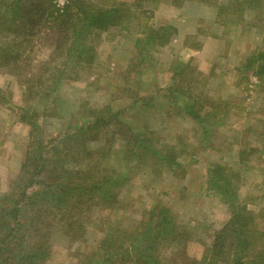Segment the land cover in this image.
Returning <instances> with one entry per match:
<instances>
[{
	"label": "rangeland",
	"instance_id": "1",
	"mask_svg": "<svg viewBox=\"0 0 264 264\" xmlns=\"http://www.w3.org/2000/svg\"><path fill=\"white\" fill-rule=\"evenodd\" d=\"M13 1L0 0V47L15 58L0 67V202L26 207L38 190L21 187L34 134L45 141L97 119L103 128L89 144L107 148L99 164L120 182L113 207L88 215L85 240L55 237L47 264L201 261L233 213L224 195L209 190L219 165L232 175L237 205L264 232V76L246 65L264 52V0H81L87 9L127 14L88 36L75 20L61 24L71 0L49 1L61 17L51 23L36 19L37 0L29 6L33 22L27 10L13 11ZM169 27L176 33L157 40ZM162 209L192 234L179 251L154 252L143 238L147 227L154 236ZM105 238L113 243L108 252L99 247Z\"/></svg>",
	"mask_w": 264,
	"mask_h": 264
},
{
	"label": "trees",
	"instance_id": "2",
	"mask_svg": "<svg viewBox=\"0 0 264 264\" xmlns=\"http://www.w3.org/2000/svg\"><path fill=\"white\" fill-rule=\"evenodd\" d=\"M49 1L37 0L35 8L39 11L38 16L35 9L29 8L31 0H14L13 11L18 13L27 10L30 22H33L36 16V19L43 22L51 23L53 19L60 22L61 17L56 15L55 7ZM71 2L72 6L62 16L64 20L61 24L66 25L75 20V28L82 25L85 36L108 31L111 27L120 25L127 15L117 7L87 9L81 5V0ZM77 7L80 8L79 11L74 12L73 9ZM169 30L176 33L173 27L164 28L156 33L157 40L164 39L162 32ZM13 59L15 58L7 55L0 47V67ZM246 65L248 68L257 66L259 68L257 75L263 77L264 52L249 58ZM186 105L187 107L183 106L184 109L189 114L193 113L194 106ZM106 121L109 124L113 123L111 120ZM103 122L97 119L96 123L81 127L75 133L67 131L45 141L41 139L39 132L38 135H33L31 139L33 143L22 166V172L29 177L24 180L21 187L25 189L32 183L31 185L37 184L39 188L32 194L26 207L21 208L16 200L0 202V264H47L55 237L69 238L72 242L84 241L87 228L93 223L92 218L88 219V215L92 213L94 207H113L109 205L115 202L113 191L120 182L116 172L111 173L102 163L99 164L102 155L108 150L104 147L95 150L89 144L99 139ZM69 156L74 157L71 161L75 164H69ZM84 163L89 164L88 168ZM168 163L169 166L173 164L171 161ZM231 180L232 175L226 167L220 165L215 167L213 177H210L209 190L218 197L224 195L225 203L229 204L233 213L223 229L215 234L212 246L204 258L199 262L192 260L193 264H264V246L260 244V241L264 242V232L258 231L257 217L247 209V206L237 205L239 199L235 191L237 187L234 189ZM95 197L98 198V202L94 201ZM39 207L40 210H37ZM28 215L31 218H28ZM19 218H22L20 222ZM173 221L170 211L162 209V213L154 220V236H146L148 234L145 235V232H150V229L145 228L143 238L147 237L154 243V252L166 245L179 251L185 243L192 241V234L183 233ZM112 245L113 243L105 238L99 247L108 252ZM115 253L116 250L112 248L109 256ZM155 262L157 260L150 262L144 258L143 264Z\"/></svg>",
	"mask_w": 264,
	"mask_h": 264
},
{
	"label": "built area",
	"instance_id": "3",
	"mask_svg": "<svg viewBox=\"0 0 264 264\" xmlns=\"http://www.w3.org/2000/svg\"><path fill=\"white\" fill-rule=\"evenodd\" d=\"M59 3H60L59 7H60L61 5H64V1H63V0H59Z\"/></svg>",
	"mask_w": 264,
	"mask_h": 264
}]
</instances>
